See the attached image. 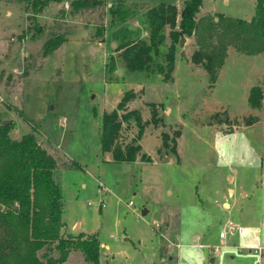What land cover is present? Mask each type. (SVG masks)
I'll return each mask as SVG.
<instances>
[{"label":"rangeland","instance_id":"obj_1","mask_svg":"<svg viewBox=\"0 0 264 264\" xmlns=\"http://www.w3.org/2000/svg\"><path fill=\"white\" fill-rule=\"evenodd\" d=\"M36 1L0 0V121L12 122L14 137L33 131L58 157L62 231L98 233L101 264H264V101H248L251 86L264 83V52L229 46L210 83L190 59L195 38L187 36L177 45L172 80L164 81L156 72L109 66L116 44L108 14L103 34L96 33L106 8L70 15L74 0H50L42 11ZM100 1L138 5L129 25L143 30L148 6L180 9L184 0ZM254 6L203 0L197 18L250 19ZM61 32L63 43L45 52L46 39ZM129 89L128 109L149 121L140 143L150 160L113 161L101 149L102 115ZM249 115L257 116L252 124L244 121ZM138 129L134 119L124 122L121 138L129 141ZM176 130L174 152L162 132L170 138ZM68 159L79 166L64 167ZM58 264L90 262L71 250Z\"/></svg>","mask_w":264,"mask_h":264},{"label":"trees","instance_id":"obj_2","mask_svg":"<svg viewBox=\"0 0 264 264\" xmlns=\"http://www.w3.org/2000/svg\"><path fill=\"white\" fill-rule=\"evenodd\" d=\"M49 2L37 0L33 7L42 11ZM68 3L70 15L85 9L106 8L107 13L100 16L101 24L96 27V33L103 34L108 14L112 39L116 42L114 54L110 55V67L118 63L128 71L156 72L164 81L172 80L177 45L187 36L195 38L190 59L206 70L210 83L215 82L229 46L248 54L264 52V0H255L250 19L218 13L197 18L203 0H184L180 9L167 3L148 6L141 15L145 35L140 28L129 25L130 19L140 13L138 5L122 1L105 4L100 0ZM36 30L40 32L42 26ZM65 35L61 32L47 38L44 51L58 48L66 39ZM134 95L132 89L125 90L116 105L102 115L101 149L110 160L151 159L139 141L149 121L142 119L138 108L127 107ZM248 101L252 107L262 105L264 83L251 86ZM150 104L153 106L151 118L156 125L160 117L155 103ZM132 119L139 129L125 141L121 138L123 123ZM225 120L228 121L227 115ZM256 120V115L244 118L247 124ZM11 126L12 122L0 121V264H58L67 259L71 250L81 251L90 264H101L98 233L62 231L65 222L63 198L56 178L58 157L38 141L33 131L14 137L10 134ZM176 136L178 130L170 138L166 131L162 132L163 145L168 146L169 141H173L169 147L174 152ZM71 160H64L62 165L79 166Z\"/></svg>","mask_w":264,"mask_h":264},{"label":"water","instance_id":"obj_3","mask_svg":"<svg viewBox=\"0 0 264 264\" xmlns=\"http://www.w3.org/2000/svg\"><path fill=\"white\" fill-rule=\"evenodd\" d=\"M183 40H184V38L182 39V41H183ZM115 44H116V42L113 41V42H112V46H114ZM120 73H122V70H120ZM5 122H7V120H6ZM58 177H59L58 174H56V178H57V179H58ZM146 212H147V209H145V208L141 210V213H142V214H145Z\"/></svg>","mask_w":264,"mask_h":264},{"label":"built area","instance_id":"obj_4","mask_svg":"<svg viewBox=\"0 0 264 264\" xmlns=\"http://www.w3.org/2000/svg\"><path fill=\"white\" fill-rule=\"evenodd\" d=\"M127 204H128V205H132V204H133L132 200H129ZM230 224H232V221H231V220L229 221V223H227V226H229ZM214 251H218V248L215 247V248H214Z\"/></svg>","mask_w":264,"mask_h":264},{"label":"crops","instance_id":"obj_5","mask_svg":"<svg viewBox=\"0 0 264 264\" xmlns=\"http://www.w3.org/2000/svg\"><path fill=\"white\" fill-rule=\"evenodd\" d=\"M225 2H228V0H225ZM7 13H10V10L7 9L6 14H7ZM10 15H11V13H10ZM70 18H71V17H70ZM104 37H105V35H104ZM139 141H140V140H139ZM65 155H66V154H65ZM107 155H108V154H107ZM108 157H109V155H108ZM84 232H85V231H84ZM218 251H219V249H218ZM218 251H216V252H218Z\"/></svg>","mask_w":264,"mask_h":264}]
</instances>
